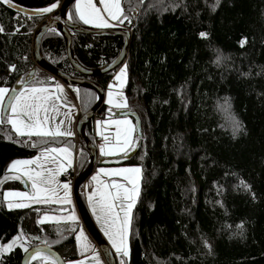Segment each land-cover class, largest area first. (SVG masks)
<instances>
[{"label": "trees", "instance_id": "trees-1", "mask_svg": "<svg viewBox=\"0 0 264 264\" xmlns=\"http://www.w3.org/2000/svg\"><path fill=\"white\" fill-rule=\"evenodd\" d=\"M62 1L13 0V5L41 11ZM121 4L128 18L122 16L121 24L131 30L124 60L126 109L140 119L136 147L123 164L142 170L125 264H264V0ZM69 10L79 25L73 3ZM46 17L59 18L58 11L25 15L0 2V86L18 91L57 79L34 61V37ZM124 41L117 34H71L73 54L87 69L113 61ZM39 47L50 65L103 90L117 70L79 74L64 38L51 29ZM77 89L80 116L94 105L96 93ZM105 111L103 102L96 113ZM234 121L240 127L235 133ZM85 133L93 142L92 120ZM62 145L75 148L76 172L85 169L90 154L79 137L29 139L0 124V180L15 175L7 171L11 161ZM26 185L23 177L0 184V243L22 234L29 246L45 244L63 258H77L76 231L70 229L77 230L79 220H38L43 213L69 212L68 204L9 209L4 192ZM24 252L20 245L0 252V264H21Z\"/></svg>", "mask_w": 264, "mask_h": 264}, {"label": "snow or ice", "instance_id": "snow-or-ice-1", "mask_svg": "<svg viewBox=\"0 0 264 264\" xmlns=\"http://www.w3.org/2000/svg\"><path fill=\"white\" fill-rule=\"evenodd\" d=\"M8 6H14L13 0H0ZM104 5V11L108 13V18L117 20L123 23L121 17L128 19L124 16V10L122 8L121 0H102ZM57 7L56 4L41 10L39 14L51 13ZM79 19L85 24H91L97 28L112 27L108 20L102 15L100 9H97L92 3V0H78L75 9ZM2 31V29H0ZM202 36L206 34L202 33ZM14 70V69H12ZM125 75L124 70L121 71L120 75L117 76V80L123 81L121 77ZM7 88H0V124L5 122L11 126V129L19 137H40V138H55L60 136H70L71 132L67 130H61L60 121L55 128L49 126V112H57L58 107L55 103H52V96L50 90L45 87H26L24 91L19 92L15 96L9 97V103L7 104V110L10 114L5 116V97L8 96ZM55 92L59 95L56 97L59 99L63 96V89L56 85ZM108 103L114 107H126V103H114L113 93H108ZM43 113V115H41ZM65 116L68 113L64 114ZM54 119V117H52ZM118 131L116 136V145L110 146L108 144L109 138L104 136L105 144L100 148V155L111 156L117 155L124 151L127 154L126 149L129 147L131 142V135L136 130L128 121H115ZM127 125L123 141H121V135L119 131L120 125ZM234 133L240 130L239 122L234 121ZM35 147L36 145H32ZM56 154L55 156L51 154ZM61 154L68 160L67 167L71 166V153L67 148H48L41 153V156L31 160H17L11 163L8 168L9 173H18L12 176H7L0 180V184H3L8 179L19 180L22 176L27 177L31 182L32 191L31 193H20V192H8L5 195L7 199L9 209L12 208H25L30 207L32 203L36 204H71V188L68 183L60 184L57 177L61 172L66 171L65 164L57 159ZM55 164L56 168H49L47 165ZM35 165V168L31 167ZM141 168H122L114 171L106 172L104 169L100 170V175L107 176H121L125 183L112 182L105 184L100 180L99 176H94L92 179L97 184L96 190L89 195V204L92 207L93 214L97 216L98 222H101L104 234L108 237L115 249L116 253L121 257L129 256V249L127 244L128 231L131 224V212L135 206L136 200L140 192V179H141ZM130 186V187H129ZM246 187V185H245ZM63 191V195H60V191ZM11 198H18L19 201L25 202H14ZM127 202V203H125ZM122 213V215H121ZM55 220L57 224L61 221L64 223H75V215H69L68 217H48L45 216L39 222L41 224ZM71 231H76L75 228H71ZM60 231V229H58ZM22 235V234H21ZM21 239L17 236L11 243L6 246L0 247V252H9L15 246L17 241ZM80 243L82 251L89 250L87 239L84 237L83 232L76 237ZM207 246V245H206ZM25 252H28L27 248H24ZM28 259L36 260L41 259L45 264H57L55 258H51L44 255L41 250L37 249L33 252ZM93 259L96 264H100L99 258L94 256ZM83 264V262H80ZM121 264H125L122 259Z\"/></svg>", "mask_w": 264, "mask_h": 264}, {"label": "water", "instance_id": "water-1", "mask_svg": "<svg viewBox=\"0 0 264 264\" xmlns=\"http://www.w3.org/2000/svg\"><path fill=\"white\" fill-rule=\"evenodd\" d=\"M75 1L76 0H63L62 2L57 3L56 4L57 7L54 10L58 11L59 18H50L39 26L35 34V37H34V61L37 66L49 72L54 77L62 81L64 84L75 86V87H84V88L91 89L95 91L96 95L98 96L94 105L89 110H87L85 113L80 115L77 120V124H76L77 134L79 135V138L81 139L84 147L88 150L90 155H89L88 164L85 167V169H83L81 172L77 174V177L75 179V182L72 188V196H73V200L75 202L80 220L84 224L85 228L87 229V231L89 232L90 236L93 238L95 243L101 249V252L103 254L106 264H117L115 254L113 253L111 248L105 243V241L101 238V236L97 232L86 210L84 201L82 200L81 195L79 194V191H78L79 186L82 185L85 182V180L93 173L95 165L98 162L97 161V149L95 148L93 142L85 134L84 129H85L86 124L89 121H91L93 117L95 116L100 104L103 103L104 90L96 82L92 81L91 79H88L85 77L69 76L63 73L62 71L56 69L52 65H50L42 57L39 46H40V40L43 34H45L48 30L52 28L59 29L60 31L59 33L64 38L67 57L73 69L83 76L95 77L105 72L117 69L121 64L124 63V60L126 59V55L128 52V44L130 42L131 33L129 32L127 28H125L122 25L111 27V28H91V27L88 28V27L75 24L74 22L66 18L67 9ZM9 7H11L12 9L16 10L17 12L21 14L41 15L39 14L41 11H38V10L26 9V8L15 6V5L9 6ZM74 32L87 33L93 36H107V35L117 34V35L124 36L125 41L117 57L113 61H111L109 64H107L104 67L98 68V69H87L78 63V61L76 60L73 54L72 45H71V34ZM17 92L18 91L16 89L10 90L5 100V109L7 108L6 106L9 103V97L15 96ZM119 114L127 115L133 118V120H135L134 122L136 126V133L137 135L140 134V119L137 113L127 109V110H123L119 112ZM132 154L133 152L125 157L100 159L99 164L101 165L123 164V162L128 160L130 155ZM37 249L41 250L44 255H47L51 258H55L57 264H66L64 258L56 250H54L53 248L45 244L29 246L28 252L23 253L21 264H30V260L28 259V257L33 252H35Z\"/></svg>", "mask_w": 264, "mask_h": 264}, {"label": "crops", "instance_id": "crops-1", "mask_svg": "<svg viewBox=\"0 0 264 264\" xmlns=\"http://www.w3.org/2000/svg\"><path fill=\"white\" fill-rule=\"evenodd\" d=\"M77 3H78V0L73 3V10H74L75 18L80 23L79 25L84 26V27H88V28L93 27L91 24H85L83 21H81L79 19L78 15L75 12ZM92 3L95 5V7L97 9H100L101 15L106 20H108V23H110L112 25V27L119 26V25L121 26L122 25L119 21L112 20V19L108 18V13L104 11V5L102 3V0H92ZM99 6H100V8H99ZM66 18L71 20V11L69 10V8L66 11ZM94 28H97V27H94ZM107 28H111V27H107ZM122 70H124V72H125V75L121 77V80L123 81V86H121V81L116 79L117 76L120 75ZM51 80H52V82L49 83V84L25 86L22 89L18 90L16 95L19 92L24 91V89L26 87H37V88L45 87V88H48L50 90V95L53 98V100L51 102L55 103L57 105V107H58V113L50 111L49 114H48L49 117H50L49 126L52 127V128H55L57 126V124L60 123V121H63V124H60L61 130H67V131L71 132L70 136H63V137H75L76 134H77L76 124H77V120L79 118V113H80V109H79V105H78V89L75 86H71L72 88H69L70 85L64 84L60 80H57V79H54V78H52ZM126 81H127V73H126L125 64L123 63L117 68V70L115 71V73L113 74L111 79L107 82L105 90H117L116 92H119V91L120 92H124ZM56 85H59L63 89V96H61L59 99L56 98L59 95L58 93L55 92ZM105 90H104V92H105ZM108 93L109 92L105 93V102L103 101L104 104L106 105V111L104 113H101V114L96 113L95 116L92 119V133H93V136H94V134H96V135H111V136H113V139H114L113 142L108 143V144H113L115 142V137L117 136V134H116V132H115V130L113 128L114 127V120L112 118H110L108 112H109V110L110 111H114L115 109L108 105L109 104L108 103V98H109L108 97ZM97 98H98V96L96 95V99ZM123 102L126 103V105H127L126 98L123 100ZM123 110H127L126 107H119L116 110V116L115 117H127V115H120L119 114V112H121ZM65 113H68V115L65 116L64 115ZM41 115H43V113H41ZM52 117H54V119H52ZM132 120H133V118H132ZM112 130H113L114 133L111 132ZM84 131H85V129H84ZM77 137H79L78 134H77ZM55 148H67L68 151L71 153V151H70L71 147H69L67 145H62V146H58V147H55ZM45 150L46 149L40 150L34 156L29 157V158L15 159V160L11 161V163L14 162V161H17V160H31V159H35L36 157L41 156V153L44 152ZM71 150H72L73 154L71 153V157H70V160H71V166L70 167H67L68 160L64 158L63 154H61L59 157H57V159L61 160L66 166V171L61 172V174L57 177V179H58L60 184L67 183V182H65L63 180V177L67 173V171L73 167L74 160H75V165H76L75 148L71 149ZM126 152H128L127 149H126ZM132 152H134V149L132 151H129V153H127L126 155H124L125 152L122 151V152H120L117 155L105 156V158L125 157V156H128L129 154H131ZM51 155L55 156L56 154L53 153ZM72 156H73V161H72ZM102 159H104V158H102ZM11 163L9 164V166L11 165ZM114 165L115 164H112V165H109V166H114ZM116 165H123V164H116ZM9 166H8V168H9ZM31 167L35 168V165H33ZM47 167L56 168V165L55 164H49V165H47ZM94 172H96V171H94ZM13 174H18V173H13ZM22 177L25 178V180L27 182V185H26L27 188L22 189V190H15V191H19L21 193H31V191H32L31 182L28 180L27 177H24V176H22ZM85 191H86V189H85ZM60 195L61 196L63 195V191L62 190L60 191ZM4 196H5V192H4ZM72 197L73 196H72V192H71V204H68L70 206V209H69L70 211L64 213L65 216H69V215H73L74 214V212H73L74 206H73ZM24 202L27 203L28 201H24ZM35 204L36 203H32V205H35ZM52 204H55V203H52ZM59 205H65V204H59ZM76 220H79L81 222L79 214H78ZM80 229H86L82 222L80 223V225L77 228L76 233H75L76 249H78L76 236H77L78 231ZM86 231H87V229H86ZM70 260L71 259H69L67 261H70Z\"/></svg>", "mask_w": 264, "mask_h": 264}, {"label": "rangeland", "instance_id": "rangeland-1", "mask_svg": "<svg viewBox=\"0 0 264 264\" xmlns=\"http://www.w3.org/2000/svg\"><path fill=\"white\" fill-rule=\"evenodd\" d=\"M77 1V0H76ZM100 8V6H99ZM69 20V19H68ZM91 28H94V27H91ZM51 30H54L56 32H60L59 29L57 28H52ZM0 88H7L9 91L8 93L10 92V88L8 86H0ZM69 88H72L71 86H69ZM22 89V88H21ZM109 91H112L113 93V101L114 103H121L123 104V100L125 99V94L124 92H116L117 90H105L104 92V96H103V101L105 102V93L106 92H109ZM7 96L5 97V100H6ZM124 98V99H123ZM110 107H113L114 111H110L109 110V116L110 118H112L114 120V130L117 134V131H118V127L115 123V121H128L130 122V124L136 129V126H135V122L132 120V118L130 116H127V117H115L116 116V110L118 109L117 107H114L113 105H110L108 104ZM10 114V112L7 110V108L5 109V116L7 117L8 115ZM5 124H7L5 122ZM8 126H10L9 124H7ZM11 128V126H10ZM112 128V129H113ZM127 129V125H120L119 126V131H120V135H121V141H123V138H124V135H125V131ZM12 130V129H11ZM113 132V130L111 131ZM15 133V132H14ZM114 133V132H113ZM75 138V137H73ZM117 143L116 141V137H115V142L113 144H109L110 146H115ZM136 144H137V133H136V130L132 133L131 135V142H130V145L129 147L127 148L128 152L129 151H132L135 147H136ZM71 153H72V150L70 149ZM73 154V153H72ZM75 155V154H74ZM125 155V154H124ZM102 158H105V156H102L100 155V148L98 149L97 151V163L95 165V170L96 172L93 171V173L85 180V188H86V191L85 193H82V197H83V201H84V205L86 207V210L91 218V221L93 222V225L95 226L97 232L99 233V235L101 236V238L105 241V243L111 248V250L113 251V253L115 254L116 256V260H117V264H121V260L123 259L125 261V257H121L120 255H118L115 251V249L112 247V244L111 242L109 241L108 237L104 234V230L102 228V225H101V222H98V219H97V216L93 214V210H92V207L90 206L89 204V200H88V197L89 195H91L97 188V184L93 181V177L94 176H99L100 177V180L105 183V184H110L112 182H117V183H125L127 184L126 181L123 180V178L121 176H107V175H100V170L101 169H104L106 172L108 171H114V170H118V169H122V168H136V167H139V165L137 164H123V165H114V166H109V165H101L99 164L100 162V159ZM72 161H73V156H72ZM130 187V186H129ZM71 188V187H70ZM8 192H19V191H15V190H6L5 191V195L8 193ZM71 192H72V188H71ZM21 193V192H20ZM5 197V196H4ZM14 200V202H24V201H19L18 198H11ZM6 200V204L8 206V200ZM72 201H73V212H74V215L75 217L77 218L78 216V212H77V208H76V205H75V202L73 200V197H72ZM26 203V202H25ZM127 203V202H125ZM61 212V211H60ZM122 215V213H121ZM45 216H48V217H54V218H60V217H68V216H65L64 213H43L40 217H39V221L41 219H43ZM47 222H55V220H49ZM84 228V227H83ZM83 232V235L84 237H86L87 239V244L89 245V250H86V251H82L81 247H80V243L77 241V245H78V249H77V258H74V259H71L70 261H65L66 264H80V262H83V264H96V261L93 259L94 256H97L99 258V262L100 264H106L105 260H104V257H103V254L101 252V249L99 248V246L95 243V241L93 240V238L90 236V234L86 231V229H80L78 231V234L77 236L80 234V232ZM76 236V237H77ZM20 237L21 239L19 241H17V245H20L22 246L23 248H25L27 246V249L29 248V243L26 241L25 237L23 235L20 234ZM16 238V237H15ZM14 238V239H15ZM13 239V240H14ZM12 240V241H13ZM12 241L10 242H7V243H4V244H1L0 243V247H3V246H6L8 245L9 243H11ZM1 253H8V252H1ZM39 264H45V262L41 259H39Z\"/></svg>", "mask_w": 264, "mask_h": 264}, {"label": "built area", "instance_id": "built-area-1", "mask_svg": "<svg viewBox=\"0 0 264 264\" xmlns=\"http://www.w3.org/2000/svg\"><path fill=\"white\" fill-rule=\"evenodd\" d=\"M48 19H50V18L46 17V18H44L42 20V22H46ZM40 25H41V23L38 24V26H40ZM123 26L125 28H127L131 32L129 27H127L125 25H123ZM104 136H107L109 138L108 143H111L114 140L113 136H111V135H96V134H94L93 144H94L95 148L97 149V151H98L99 148H101L102 145L105 144V140L103 139ZM75 139L77 140V134L75 136ZM94 170H95V168H94ZM77 174L78 173L76 172L75 160H74L73 167L67 171V173L63 177V180L65 182H67L70 185L71 188H73V185H74L75 179L77 177ZM85 189H86L85 188V183H83L82 185L79 186V189H78L79 194L85 193ZM64 259L66 261L69 260V258H67V257L64 258Z\"/></svg>", "mask_w": 264, "mask_h": 264}]
</instances>
